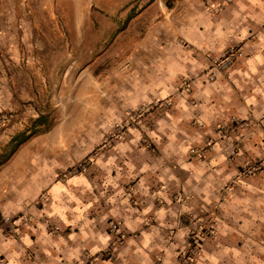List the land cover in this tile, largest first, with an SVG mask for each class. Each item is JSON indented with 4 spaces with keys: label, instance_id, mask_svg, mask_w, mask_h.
I'll list each match as a JSON object with an SVG mask.
<instances>
[{
    "label": "rangeland",
    "instance_id": "rangeland-1",
    "mask_svg": "<svg viewBox=\"0 0 264 264\" xmlns=\"http://www.w3.org/2000/svg\"><path fill=\"white\" fill-rule=\"evenodd\" d=\"M181 1L0 0V23H28L27 30L34 32L39 23H52L54 31L55 23L60 32L56 53L29 60L25 77L12 71L11 80L25 78L32 91L21 96V108L0 113V132L9 129L8 139L0 142V162L12 150V138L24 132L32 136L10 156L17 154L14 170L0 177V191L5 193L9 180L15 183L13 177L41 178L43 186L87 180L92 209L103 211L111 237L99 256L111 262L123 258L122 245L129 237L111 205L123 200L139 210L136 194L140 191L156 207L177 205L175 225L167 238L171 242L183 236L175 256L178 264H201L204 245L227 246L234 227L239 231L232 239L239 249L237 258L242 259L246 246L252 253L264 250V220L240 216L228 221L221 205L192 204L191 192L159 181L148 183L143 177L162 164L178 166L185 156L206 160L231 132L261 131V140L251 144L264 147V112L259 117L229 116L220 122L197 113L206 104L198 89L211 88L220 77L231 80L230 69L243 52L236 45L218 57L207 55L200 71L179 66L180 54L192 48L177 32L175 7ZM233 2L204 0V9L209 15L219 14ZM230 49L240 55L228 71L212 77L213 64ZM39 117L44 118L41 126L35 123ZM246 145L244 136L238 135L224 148L227 159L242 148L248 159L236 166L238 172L223 192L234 185L235 178L264 171V157L254 152L248 156L252 145ZM145 166H149L147 172ZM46 195L43 191L32 204L42 206ZM0 217L16 221L10 237L34 218L25 209ZM41 219L46 220L44 215ZM48 229L59 231L51 224Z\"/></svg>",
    "mask_w": 264,
    "mask_h": 264
},
{
    "label": "crops",
    "instance_id": "crops-1",
    "mask_svg": "<svg viewBox=\"0 0 264 264\" xmlns=\"http://www.w3.org/2000/svg\"><path fill=\"white\" fill-rule=\"evenodd\" d=\"M175 8L179 18L177 32L192 45L187 53L180 54L179 66L200 71L206 66L207 55L218 57L236 45L243 52L242 59L230 69L231 80L220 77L211 88L198 89L206 104L197 113L210 115L217 122L229 116L259 117L264 112V0H234L221 13L211 15L204 9V0H182ZM51 25L39 23L34 32L27 30L31 27L28 23H0V113L21 108V96L24 98L32 91L25 78L12 81V71L25 77L29 60L58 51L60 32L55 23L54 31ZM2 130L0 142H5L9 129ZM238 135L244 136V143L252 145L248 156L254 152L264 157V147L251 144L261 140V131L250 134L236 131L219 141L206 160H189L185 156L178 166L162 164V168L155 167L143 177L148 183L159 181L191 192L192 204L221 205L228 221L235 222L240 216L243 220H264V171L249 177H234V185L222 191L237 174L236 166L248 159L244 158L243 148L233 158L226 157L224 148ZM15 157L17 154L0 168V177L14 168ZM144 169L147 172L149 166ZM11 179L15 183L7 181L5 193L0 191V214L25 209L34 218L20 227L16 237L0 236V264H178L175 256L183 245V236L177 235L171 242L167 238L175 225L177 205L156 207L144 191L136 194L139 210L123 200L111 205L113 215L129 235L122 245L123 258L111 262L99 256L111 237L103 211L99 212L98 207L92 209L87 180L57 181L43 186L41 178L34 176ZM43 191L47 195L42 206L32 204ZM43 215L46 220L41 219ZM48 224L55 225L60 232L49 230ZM234 232L239 231L233 228L227 246L207 242L200 263L264 264V250L252 253L247 246L241 250L242 259L237 258L239 249L232 242Z\"/></svg>",
    "mask_w": 264,
    "mask_h": 264
},
{
    "label": "built area",
    "instance_id": "built-area-1",
    "mask_svg": "<svg viewBox=\"0 0 264 264\" xmlns=\"http://www.w3.org/2000/svg\"><path fill=\"white\" fill-rule=\"evenodd\" d=\"M239 55L240 53L238 52V50L230 49L226 51L224 58L221 61L215 62L213 64L212 74H211L212 77H215L217 73L228 71L232 62ZM15 222H16L15 220H10L7 217H0V235L9 236V237L14 235L15 234L14 232L16 231Z\"/></svg>",
    "mask_w": 264,
    "mask_h": 264
},
{
    "label": "trees",
    "instance_id": "trees-1",
    "mask_svg": "<svg viewBox=\"0 0 264 264\" xmlns=\"http://www.w3.org/2000/svg\"><path fill=\"white\" fill-rule=\"evenodd\" d=\"M44 118L43 117H39L35 123L37 126H41L43 123H42V120ZM30 136H32V134H26V132L24 133H20L18 136L14 137L11 139V145L12 146V150L9 152L8 155H6V157L4 158V160L2 162H0V166L2 164H4L9 158L10 156L16 151V149L21 145L23 144L28 138H30Z\"/></svg>",
    "mask_w": 264,
    "mask_h": 264
}]
</instances>
